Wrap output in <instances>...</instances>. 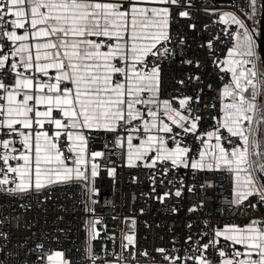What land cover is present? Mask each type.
I'll use <instances>...</instances> for the list:
<instances>
[{"label":"snow or ice","instance_id":"snow-or-ice-1","mask_svg":"<svg viewBox=\"0 0 264 264\" xmlns=\"http://www.w3.org/2000/svg\"><path fill=\"white\" fill-rule=\"evenodd\" d=\"M192 8V0H0V193L47 198L75 184L94 216L97 179L102 171L116 177V167L102 170L98 159L110 140L127 167L149 170L152 191L164 189L155 197L161 204L195 192L178 175L185 170L192 181L204 172L228 177L231 204L264 205V0L221 11L223 35L198 45L221 82L211 103L205 89L213 84L186 50ZM101 136L103 150L90 151ZM202 208L203 200L187 212ZM125 221L121 247L135 249L137 221ZM99 222L86 221L93 239ZM183 227V236L168 230L156 255L133 251L120 264H140L137 256L144 264H264V218L223 228L189 219ZM37 250L38 264H70L42 242Z\"/></svg>","mask_w":264,"mask_h":264},{"label":"built area","instance_id":"built-area-1","mask_svg":"<svg viewBox=\"0 0 264 264\" xmlns=\"http://www.w3.org/2000/svg\"><path fill=\"white\" fill-rule=\"evenodd\" d=\"M192 3V22L196 27L194 30L185 28L189 44L186 50L189 56L202 61V79L213 84L211 91L205 89L206 100L211 103L221 82L211 63L212 57L207 55L206 48L198 45L206 43L211 36L223 35L220 30L225 25L218 22L219 9L226 7L230 11H238L237 5L243 4L244 0H192ZM205 24L208 25L207 29L204 28ZM219 47L223 46H218L217 55ZM168 94L169 91H166L165 95ZM205 116V127L215 123L207 120V112ZM105 142L104 137H97L90 143L89 150H103ZM98 159L102 170L116 167L117 172L115 181L103 171L101 178L97 179L99 192L93 198L99 203L95 205L94 216L84 211L80 190L75 184L71 187H54L47 198L43 195L37 197L34 193L23 195V198L0 193V232L7 234V238L0 236L2 264H24L25 261L27 264H38L40 252L33 249L41 242L45 245V252L63 251L70 264H102L111 261L120 264L121 257L131 258L130 253L133 251L146 249L156 255L154 249L164 246L171 239L169 229L180 236L186 235L187 230L183 225L189 219L197 225L207 219L214 227L223 228L225 224L243 226L251 219L264 218V205L253 211L247 206V201L243 206L230 203L231 183L222 174L198 173L195 181H192L191 174L186 175L185 170H181L179 176H184L189 184L197 185L195 192L185 191L179 202L172 197L161 204L155 197L164 189L157 184L156 192L152 191L153 185L148 180L149 170L127 167L121 159L120 149L114 148L110 140L106 156ZM133 177L137 178L136 182H133ZM204 181L214 182L215 187L201 190L199 185ZM201 200L202 209L195 213L187 212L189 207L199 204ZM172 207L178 208L179 212L172 213ZM125 217H133L137 221L132 230L136 234L135 249L132 246L127 249L121 247L122 236L128 232ZM90 219L100 221L96 224L98 235L94 239L86 224ZM220 241L221 246L225 247L229 243ZM86 249L91 250L93 259H89ZM137 259L140 264H144L146 258L137 256Z\"/></svg>","mask_w":264,"mask_h":264},{"label":"crops","instance_id":"crops-1","mask_svg":"<svg viewBox=\"0 0 264 264\" xmlns=\"http://www.w3.org/2000/svg\"><path fill=\"white\" fill-rule=\"evenodd\" d=\"M218 11L221 12V11H230V10L227 9L226 7H222V8L219 9ZM220 240L225 241V240L223 239V237H221ZM226 242H227V241H226ZM236 246H237V247H240L239 245H236ZM102 264H105V263H102ZM111 264H118V263H117V262H114V261H111Z\"/></svg>","mask_w":264,"mask_h":264}]
</instances>
